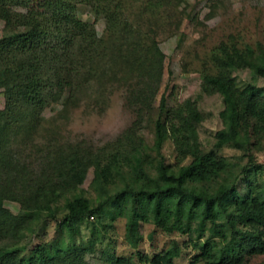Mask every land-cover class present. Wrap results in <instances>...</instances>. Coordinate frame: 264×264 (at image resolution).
<instances>
[{
	"label": "rangeland",
	"instance_id": "obj_1",
	"mask_svg": "<svg viewBox=\"0 0 264 264\" xmlns=\"http://www.w3.org/2000/svg\"><path fill=\"white\" fill-rule=\"evenodd\" d=\"M16 1L5 4L16 13L43 12L44 0ZM140 2L148 8L136 10ZM125 10L133 31L123 40L105 39L104 55L93 62L89 76L73 78L70 87L44 105L7 93L18 78L14 71L29 62L32 51L6 52L0 58V207L10 215L0 218V252L16 249L17 260L24 263L38 246L45 249L48 264L60 259L64 264H151L155 255L175 245L179 255L171 264H207L201 245L215 242V252H221L226 241L196 231L195 222L187 234H168L151 215L138 222L134 242L127 233L129 208L117 216L111 204L103 207L101 222L95 216L84 219L74 238L60 229L63 205L73 193L95 207L124 187H152L160 179L156 164L161 156L172 166L191 163V157L178 161L169 139L159 152L154 147L163 99L166 108L191 99L203 115L197 127L201 149L215 155L205 180L195 184L198 189L214 191L222 183L234 186L241 198L264 195V133L249 127L245 148L232 143L218 148L223 98L202 89L203 75L212 69V50L220 44L264 50V0H131ZM70 13L93 26L97 38L105 37L104 20L89 6L78 5ZM24 30L22 25L5 27L0 18V40ZM79 39L66 50L56 47L57 54H65L59 62L77 64L91 43ZM231 73L239 89L252 86L264 98L261 76L249 68ZM39 74L43 77V71ZM75 171H85L84 180L56 197L53 216L48 210L32 212L33 195L61 185ZM90 241L93 251L82 260L73 261L71 252L64 255L69 245L88 248ZM242 262L264 264V254L243 255Z\"/></svg>",
	"mask_w": 264,
	"mask_h": 264
},
{
	"label": "trees",
	"instance_id": "obj_2",
	"mask_svg": "<svg viewBox=\"0 0 264 264\" xmlns=\"http://www.w3.org/2000/svg\"><path fill=\"white\" fill-rule=\"evenodd\" d=\"M12 1L3 0L0 3V18L5 20V27L22 25L25 30L5 34L0 40V58L6 52L28 54L32 51V58L14 71L18 78L10 88L7 87L8 94H19L32 104L44 105L48 99H56L66 87H70L73 78L89 76L93 71V62L104 55L101 51L104 40H123L133 31L134 23L125 10L131 0H44L43 12L39 16L11 11L5 3ZM14 2L19 4V1ZM78 5L89 6L97 18L104 20L105 37L97 38L93 26L71 15L70 12ZM135 8L146 10L148 4L140 2ZM77 36L80 42L91 40L83 50L82 58L76 65L67 64L64 60L59 62L65 54H57L56 47L62 45L66 50ZM210 61L212 69L203 75L202 89L206 94H220L224 103L220 112L224 126L216 134V146L220 148L232 143L237 148H245L250 136L249 127L264 133V98L255 93L252 86L239 89L231 70L249 68L264 79V50H256L249 45L241 48L234 43L220 44L212 50ZM41 71L43 77L39 74ZM160 107L155 149L159 152L169 139L177 152L178 161L191 157V163L172 166L165 163L161 156L156 164L160 179L152 187H124L120 193L95 207L86 197L73 193L63 205L65 214L59 223L60 229L74 238L80 232L84 219L95 216L101 222L103 207L111 204L117 216L123 215L129 208L127 233L134 242L137 241L138 222H146L151 215L154 224L168 234L174 231L187 234L192 231L195 222L196 231L203 233L207 230L212 238L225 240L226 245L220 253L215 252V242L199 247L207 264H244L243 255L264 254V195L254 197L249 194L241 198L234 186L227 187L222 183L214 191L198 189L195 184L205 180L209 159L215 155L214 151L204 153L201 149L197 127L203 115L191 99L171 108H166L163 99ZM84 177L85 171H75L61 185L33 195L32 212L48 210L53 216L56 211H52V202L57 196H63L81 184ZM39 198H42V203ZM9 216L0 207V218ZM93 246L94 241H90L88 248L69 245L64 255L70 256L71 252L72 260L80 261L86 252L93 251ZM36 253L24 263L22 259L17 260L16 249L8 248L0 252V264H48L42 246L37 247ZM178 255L179 248L175 245L172 251L155 255L151 264H171ZM54 262L65 263L62 259Z\"/></svg>",
	"mask_w": 264,
	"mask_h": 264
}]
</instances>
